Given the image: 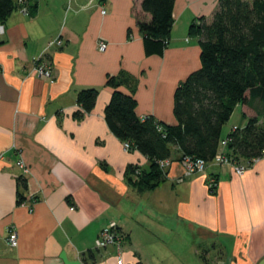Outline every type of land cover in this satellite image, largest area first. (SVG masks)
<instances>
[{"label": "crops", "instance_id": "0c3cea01", "mask_svg": "<svg viewBox=\"0 0 264 264\" xmlns=\"http://www.w3.org/2000/svg\"><path fill=\"white\" fill-rule=\"evenodd\" d=\"M217 1L174 0L162 56L145 55L134 0H37L32 16L12 12L0 36V264H117L118 257L121 264H264V159L241 176L210 163L185 179L171 160L162 183L139 191L131 168L147 170L149 162L123 151L104 120L105 83L118 77L128 81L122 90L132 93L139 118L176 124L175 90L200 66L189 29ZM55 39L63 45L47 48ZM42 53L50 80L32 64ZM86 89L97 91L95 106L75 118L77 94ZM236 108L232 127L251 115ZM112 224L123 236L119 248L97 249ZM10 230L14 248L6 243Z\"/></svg>", "mask_w": 264, "mask_h": 264}, {"label": "trees", "instance_id": "16d2710c", "mask_svg": "<svg viewBox=\"0 0 264 264\" xmlns=\"http://www.w3.org/2000/svg\"><path fill=\"white\" fill-rule=\"evenodd\" d=\"M36 2L0 0V24L21 7L34 15ZM173 6L174 0H134L133 13L146 56H162L167 48ZM190 35L198 40L200 66L175 90V125H164L150 116L139 118L132 93L122 90L126 78L108 77L105 83L111 90L104 108L109 130L149 162L147 170L131 168L136 175L132 184L139 191L164 181L166 171L158 163L165 160L199 159L207 167L219 154L250 163L264 152V0H218L208 18L190 26ZM96 98V90L80 91L74 117L90 113ZM237 105L251 115L242 114L245 124L232 127L222 137L223 126ZM17 184L26 190L24 179H17ZM23 202L18 193L17 204ZM88 258L93 261L94 255L88 253Z\"/></svg>", "mask_w": 264, "mask_h": 264}, {"label": "built area", "instance_id": "2783aa9c", "mask_svg": "<svg viewBox=\"0 0 264 264\" xmlns=\"http://www.w3.org/2000/svg\"><path fill=\"white\" fill-rule=\"evenodd\" d=\"M22 12H24L25 14H28V11H26L25 7H21ZM105 12L102 11V14H104ZM5 33V27L3 24H0V36H2ZM62 41L60 39H55L53 41H51L50 43H48L47 48L50 47H61ZM107 47V44L100 41L98 44V50L100 52L105 51ZM33 67L35 72L37 73L38 76L40 77H45V78H50L52 77L51 73H49L48 71L49 69V62L46 60L45 54L42 53L38 58L34 59L33 62ZM223 145H225L226 143L223 141L222 142ZM123 151L128 152L130 150V145L127 143H123ZM260 159H264V152L262 154L261 158H257L254 159L253 161H251L250 163H237L235 160L223 156L222 154H219L214 161L212 162L213 164L216 165H230L231 167H233V171L236 175L241 176L245 170H247L250 166H252L254 163H256L257 161H259ZM171 162L169 161H163V162H159V169L161 171H166L167 167L170 165ZM180 164L183 167L184 170V175H183V179L188 178L192 175L195 174H200L203 173L206 169V163H204L202 160L199 159H191V158H184ZM16 165L20 168H22L23 170H25V167L23 165L22 162H17ZM207 185H208V189L210 191H214L215 188L217 187V182L214 176L210 175L207 179ZM34 196L33 195H29V200L30 201H34ZM122 235L119 233V231L117 230V226L112 224L109 228L105 229L103 232H101V234L99 235L98 239L95 242V246L97 247V249L102 250L104 248H106L107 246L113 244V243H117L118 241L120 242L122 239ZM6 243L7 246L9 247H16L17 245V233L14 230H10L8 232L7 235V239H6ZM117 264H121V259H118Z\"/></svg>", "mask_w": 264, "mask_h": 264}, {"label": "rangeland", "instance_id": "374dc122", "mask_svg": "<svg viewBox=\"0 0 264 264\" xmlns=\"http://www.w3.org/2000/svg\"><path fill=\"white\" fill-rule=\"evenodd\" d=\"M19 10L22 11L21 8ZM26 11H28L27 8H26ZM101 13H102V11H101ZM49 66H50V63H49ZM49 69L50 70L48 72L51 73V75H52L51 66L49 67ZM44 79L50 80V78H45V77H44ZM239 120H240V108H236V110L234 109V111H233V113H232L231 118L229 119V121L223 126V129H222V137L225 136L229 132V129L232 127V125L235 124V123H237ZM231 168H233V167H231ZM119 244H121V243L118 241L117 243H113L111 245H112V247H115V249H118L119 248ZM11 248H14V247H11ZM206 250H208V249H204V251H206ZM118 259H120V258L118 257ZM209 262H210V260H209Z\"/></svg>", "mask_w": 264, "mask_h": 264}]
</instances>
